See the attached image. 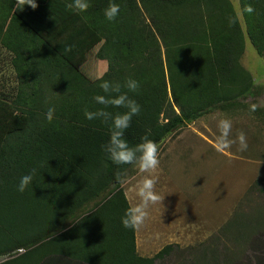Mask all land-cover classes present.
I'll return each mask as SVG.
<instances>
[{"label":"trees","instance_id":"16d2710c","mask_svg":"<svg viewBox=\"0 0 264 264\" xmlns=\"http://www.w3.org/2000/svg\"><path fill=\"white\" fill-rule=\"evenodd\" d=\"M71 2L36 0L33 10L0 0V48L11 53L17 80L13 101L0 96V258H9L0 264H156L173 246L151 258L137 254L135 230L120 222L129 206L121 181L133 165L106 158L107 126L83 110L101 107L92 99L101 80L131 76L140 81L129 95L141 111L125 138L134 145L147 134L160 145L207 114L255 98L240 60L244 35L264 58V0H239L245 33L229 0H113L120 6L113 22L103 16L110 0H89L85 13ZM57 29L76 45L103 41L101 78L91 82L78 61L51 47L47 35ZM33 168V185L16 191Z\"/></svg>","mask_w":264,"mask_h":264},{"label":"rangeland","instance_id":"374dc122","mask_svg":"<svg viewBox=\"0 0 264 264\" xmlns=\"http://www.w3.org/2000/svg\"><path fill=\"white\" fill-rule=\"evenodd\" d=\"M229 1L245 33L239 0ZM244 36L240 63L257 88L255 98L241 101L234 111H214L185 127L181 137L177 138L181 132L172 134L158 145L160 165H169L170 178L163 184L164 189L157 183L156 190L160 194V189L164 192L170 184L175 189L174 201L164 214H157L158 208L154 210L157 203L150 205L144 224L137 229L140 254L146 249L147 255L153 256L165 246H173L170 256L156 264H264V58L256 54ZM67 53L80 63L81 73L84 69L93 72L91 77L84 73L91 82L107 71L106 63L98 61L95 53ZM225 114L237 119L231 122L229 138L236 140L243 132L246 151L238 150V141L228 150H217V125L219 120L227 119L229 115ZM190 146H198L195 153H187ZM136 169L140 176L134 180L130 204L137 202L135 186L143 175ZM157 173L158 169L152 175ZM126 174L122 180L125 188L129 184ZM8 259L0 258V263ZM47 261L63 264L61 261L67 260Z\"/></svg>","mask_w":264,"mask_h":264},{"label":"clouds","instance_id":"9594fccd","mask_svg":"<svg viewBox=\"0 0 264 264\" xmlns=\"http://www.w3.org/2000/svg\"><path fill=\"white\" fill-rule=\"evenodd\" d=\"M23 8L25 6L35 10L36 0H21ZM79 13H85L89 8V0H72L69 5ZM120 11V6L110 0L107 8L103 10L104 19L108 22L116 20ZM252 11L251 8L248 9ZM140 81L129 76L122 82L117 80H101L97 87L99 94L92 97L94 103L101 107L96 110H83V116L88 121H100L107 126L108 137L101 146L106 158L118 168L121 166H136L140 173L146 174L135 186L137 202L125 208L120 218L121 225L126 229L137 230L145 222L148 216L150 205L160 203L161 197L156 190L157 177L152 175L159 165L158 144L150 139L147 134L140 137V142L130 144L125 138L126 131L131 127L134 116L139 115L140 105L129 93H136L140 88ZM109 109H124V111H110ZM55 107L50 106L45 113V119L51 122L54 118ZM219 135L215 139L218 151H225L231 148L233 143L238 141L239 151L244 152L248 148L247 140L243 132L239 133L236 140L229 138L232 124L228 119L218 121ZM37 169L33 168L19 178L16 191L23 193L26 188L33 185L37 178ZM40 180V175H39Z\"/></svg>","mask_w":264,"mask_h":264},{"label":"crops","instance_id":"0c3cea01","mask_svg":"<svg viewBox=\"0 0 264 264\" xmlns=\"http://www.w3.org/2000/svg\"><path fill=\"white\" fill-rule=\"evenodd\" d=\"M47 36H49L47 38V41L49 42L51 47H53L56 51H61L63 53V55L68 54L67 51H69V50H73V51L79 52L81 54H85L88 51V53L89 52L90 53L91 52L95 53L96 58H97V54H98L100 48L103 46V41L102 40H100V41L96 40L91 45H88L87 43L86 44H81V45L73 44V43H71L70 35L63 33L59 29L53 31L51 34H49ZM88 42H90V41H88ZM86 47L89 50H86ZM11 59H12L11 53L7 52L3 48H0V96H2L3 98H5L7 100L13 101L14 100V96L16 94L17 80H16V77H15L14 71H13V69L11 67ZM98 61H100V60H98ZM100 62H103V61H100ZM1 67H4V68L1 70ZM84 73L86 75H88L89 77H91V75H93V72L90 71V70H87V69H84ZM241 101H246V100H241V99L238 100V104H237V102H235V104H234V105L237 104V107L233 108V109H231L229 111H234L235 109L239 108L241 106ZM207 115H210V114H207ZM207 115H205V116H207ZM225 115H229V116H225V117L228 120H230L231 122L237 120V119L234 120L235 116H233L231 114H225ZM203 117H201L200 119H202ZM200 119H198V120H200ZM193 123H195V122H193ZM188 126H186V127H188ZM182 130L180 131L181 133L177 136V138L181 137ZM197 148H198V146H190L189 149L187 150V153H189V154L195 153ZM212 148H214V147H212ZM167 166H169V165L166 164L165 166H163V164H161L160 167H158V173L155 175L156 177L158 176L157 183H158V185L162 186V188L164 187L163 184L166 182V180L168 178H170L169 177V171L167 170V169H169V167H167ZM170 167L173 168L172 165H170ZM134 168H135V170H134ZM136 170H137L136 166L133 165L126 172L127 173L126 174V178H128V183H129V184H126V188L123 186V181H121V188L124 191V195H125L126 200H127L129 205H131L130 204V198L132 197V193L131 192L133 190L132 186L134 184V180L140 176L139 173L136 172ZM143 175L141 176V179L143 178ZM173 175L175 176V174H173ZM171 179H173V176H172ZM169 186H170V189L167 187V188H165L164 192H163L164 188L162 189V192H161V189H160V196L162 195L161 197H164V198L162 199L161 204L159 205V203H157L156 207L154 208V210H156V208H158V210H156L157 214H158V211H160L159 214H161L162 211H163L162 214H164L165 208H167L169 206V204L171 203L170 201H174V194H175L174 190L175 189H174V187H171L170 184H169ZM172 189H173L174 193H170V192H172ZM165 197H169V199H167ZM162 204H164L163 208H162ZM171 210L174 211L173 209H171ZM137 240H138V232H137V230H135V246H136L137 254L140 257H143V258H151V257H153L154 255L153 256L147 255V250L146 249L143 250L142 254L139 253V250H138V247H137L138 246L137 245Z\"/></svg>","mask_w":264,"mask_h":264}]
</instances>
